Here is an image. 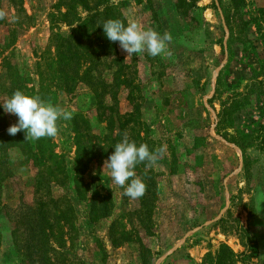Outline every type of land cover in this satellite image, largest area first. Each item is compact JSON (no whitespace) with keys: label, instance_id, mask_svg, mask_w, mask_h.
<instances>
[{"label":"rangeland","instance_id":"obj_1","mask_svg":"<svg viewBox=\"0 0 264 264\" xmlns=\"http://www.w3.org/2000/svg\"><path fill=\"white\" fill-rule=\"evenodd\" d=\"M150 1H123L121 11L127 23L135 20L161 36L170 33V55L153 57L144 51L126 57L117 41L115 53L128 64L124 71L130 83L115 87L110 56L84 53L92 42H78L75 50L94 62L96 81L65 82L73 70L62 61L49 63L55 60L50 33L68 31L58 19L49 20L57 0H22L18 14L8 0H0L7 14L0 19V264H214L221 244L226 246L223 264H264V153L255 143H235L261 124L264 100L255 104L250 98L231 124L218 123L220 102L243 92L252 70L264 71V0H244L237 22L246 26L231 36L225 22L229 0H195L197 8L182 12L174 0ZM76 12L86 15L80 6ZM23 14L32 20L26 24ZM16 22L23 25L14 36L10 30ZM238 35L243 44L231 43L229 53L228 39ZM85 66L83 61L78 75ZM13 78L16 84L22 80L24 93L73 112L72 119L57 121V136L44 137L46 149L59 155L49 163L51 171L32 156L33 139H25L24 131L15 136L7 131L18 122L2 105L17 89ZM96 99L102 104L96 105ZM116 112L128 126L133 119L141 122L139 131L124 130L121 140L125 132L130 141L139 132L137 146L163 149L152 168L136 165L147 189L136 200L123 194L124 187L104 167L114 151L108 138L118 129ZM83 120L91 140L109 143V154L99 161H87L82 151L75 160L73 130L82 128ZM39 204L58 239L47 236V225L38 223ZM227 249L247 257L228 263Z\"/></svg>","mask_w":264,"mask_h":264},{"label":"trees","instance_id":"obj_2","mask_svg":"<svg viewBox=\"0 0 264 264\" xmlns=\"http://www.w3.org/2000/svg\"><path fill=\"white\" fill-rule=\"evenodd\" d=\"M123 1L127 2L128 0H121L118 4L109 3L108 0H57V3L55 4L56 7V14L54 13L49 14L50 22H54L57 19L61 21L62 23L66 24L68 26V31L65 34H62V32L55 29V31H52L49 35V40H52L54 45V52H55V60L52 58L49 63L55 64L59 61L63 62V65L66 66V68L73 70L72 74L67 76L65 78V82H68V79L75 80L76 81H86L88 78H93L96 81V78H94L91 75V69L93 67L94 62L90 60H85L84 55L89 52H93L94 50L99 51L102 53V55L105 53L104 56L109 55L111 64L114 65V69L112 71L113 80H114V86L119 87L120 83H123L124 85L127 84L130 79H128L127 73L124 71L128 64L124 61V58L122 56H119L115 53V43L110 41L104 31L102 24L108 20V19H119L127 25L126 18L123 15L121 8ZM135 4L140 3L141 0H132ZM9 4L15 9L16 13L18 14L19 11H23L21 4L22 0H8ZM148 4H150L152 1L147 0ZM244 0H229V10L230 12L225 15V22L229 29V36H231L232 31H236L238 34L240 32H243L246 22L238 23L237 21H241L240 15H239V8L243 4ZM195 0H174L173 4L176 8H181V12L185 11V8H197L195 6ZM60 6L64 8V10L60 11ZM80 6L86 11V15L84 17H80L76 12V7ZM53 20L51 21V18ZM22 18L26 20V24L31 19V15L23 14ZM188 18L190 16L188 15ZM190 20H192L190 18ZM234 22V23H233ZM75 24V25H73ZM245 24V25H244ZM23 24L21 22H16L15 25H13V29L10 30V32L16 36L15 31L18 29V27H21ZM244 25V26H243ZM16 28V29H15ZM234 28V29H233ZM52 29V28H51ZM231 32V33H230ZM13 36V38H14ZM239 37L235 39H228V51L231 52L230 44L238 42L240 44H243V40ZM12 41V40H11ZM81 41H89L87 43L92 42L93 47H90L88 45L85 46V54L81 55L80 53L76 52L75 49H77V43ZM86 63V66L81 69L80 74H77V70L80 66ZM257 71L252 70V76L249 82L245 85V89L243 92H235L231 96H229L226 100L220 102V110L218 113V123H227L231 124L232 121V115L234 113L239 112L243 108L250 105L251 101L250 98H253V102L256 104L259 102V100H264V71H261V67ZM57 71V70H54ZM16 73H18L15 70ZM56 75V74H55ZM259 77V78H258ZM21 78V77H20ZM57 80L58 78L56 76ZM62 79V76H61ZM99 80H97L98 82ZM12 82L14 83L13 89L17 88L16 90H20V88H25L23 85L22 80L18 84L17 80L15 78L12 79ZM130 83V82H129ZM65 84V83H64ZM135 86L129 87L127 89V94L131 95L132 90L135 89ZM88 88H90L91 92L94 93L93 95L99 98V94L96 92L95 86L89 85ZM12 89V90H13ZM112 88L109 86V90ZM113 90V89H112ZM49 90H47L48 92ZM96 92V94H95ZM102 104L101 101L96 99L95 104ZM114 104L116 106L117 100H114ZM262 113H264V108H261ZM133 114V112H132ZM126 115H131L130 113H126ZM80 117V116H79ZM116 118H117V124L118 129L117 132L110 138H108V142H112L115 146L116 143H118L122 138L123 131L128 129L130 131H133L134 129L138 130V126L141 123L139 120H131L132 123L130 126H128V122L124 119V116L121 117L120 113L116 112ZM113 119V118H112ZM107 121H111L110 117L107 118ZM82 128L73 130V143L75 146V160L78 161L81 157L80 154L84 152L83 158L88 160H96L99 161L103 156L108 155L109 153L106 152V146L107 143H104L105 140H91L89 132V126L87 120H83L82 122ZM88 136V140L86 144L81 143V138L84 136ZM121 136V137H120ZM244 137V138H243ZM242 140L243 142H239L237 139H235L237 142L236 144H240V147L250 145V143H255L258 148L264 153V116L262 118V122L260 125H258L257 128L252 129L250 131V134H243ZM137 139H140L139 132L135 133V136L132 138L131 141H134ZM243 143V144H241ZM48 139L46 138H40V139H33L32 141V156L39 161V163L42 164V166L45 168L46 171H51L52 167L49 163H56L59 158V155L52 152V150L46 149L48 145ZM109 144V143H108ZM94 148H97L98 153H95L94 155ZM82 151V152H81ZM103 155V156H102ZM100 157V158H99ZM77 180L79 179V176L77 175L75 177ZM43 205L42 203H40ZM37 209V218L39 220V224L43 228L47 225V232L45 231V228L43 229V232L47 233V236H52L53 238H57L55 232L52 230V223H51V217L44 215V208H40V205ZM99 210L101 212V215L104 214V211L106 209L105 204L103 203V200L100 199L99 203ZM43 207V206H42ZM89 210H94L91 204V201H89ZM58 239V238H57ZM226 247L225 245L221 244L220 249L218 250V253L215 255L214 264H223L224 261H222L221 253L222 249ZM240 256V259H245L247 257V254L240 253L238 255L233 254L229 249H227L226 252V258L228 263H231L234 261L235 257ZM79 264H83L80 262Z\"/></svg>","mask_w":264,"mask_h":264},{"label":"clouds","instance_id":"obj_3","mask_svg":"<svg viewBox=\"0 0 264 264\" xmlns=\"http://www.w3.org/2000/svg\"><path fill=\"white\" fill-rule=\"evenodd\" d=\"M118 4L119 0H112ZM6 12L0 10V19L6 17ZM106 37L112 42H119L121 49L131 56L135 53L147 51L149 55H170L167 43L171 41V34L165 32L162 36L152 28L145 26L135 20L129 21L127 25L119 19H108L103 24ZM6 113L18 117V122L7 129L9 135L15 136L18 132H25V139H40L44 137H55L58 135V120L72 119L73 112L66 108L53 105L51 102L42 100L39 96H32L21 90H16L9 98L2 102ZM163 149L149 151L146 144L139 146L130 141L129 134L124 133L123 139L116 143L114 151L105 161L110 170L112 181L124 187V195L136 200L146 193V184L136 175L134 171L137 164L145 163V168H152ZM130 180V183H127Z\"/></svg>","mask_w":264,"mask_h":264}]
</instances>
